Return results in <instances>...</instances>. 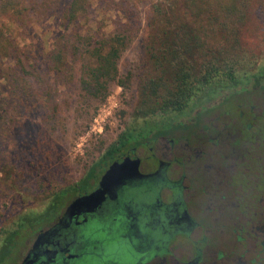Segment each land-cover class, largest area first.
I'll return each instance as SVG.
<instances>
[{"label":"flooded vegetation","instance_id":"flooded-vegetation-1","mask_svg":"<svg viewBox=\"0 0 264 264\" xmlns=\"http://www.w3.org/2000/svg\"><path fill=\"white\" fill-rule=\"evenodd\" d=\"M248 81L94 166L11 264H264V111L250 90L264 95V79ZM127 151L136 168L105 174ZM76 200L88 204L67 210Z\"/></svg>","mask_w":264,"mask_h":264},{"label":"rangeland","instance_id":"rangeland-1","mask_svg":"<svg viewBox=\"0 0 264 264\" xmlns=\"http://www.w3.org/2000/svg\"><path fill=\"white\" fill-rule=\"evenodd\" d=\"M68 1L59 0L57 12L39 22L28 21L26 17L22 24L2 25L9 43L0 39L4 46L0 50V243L23 208L38 209L52 191L74 186L131 122L141 126L145 121L150 127L159 119L157 115H142L149 109L140 108L138 86L140 78L152 72L145 47L147 35L153 32L148 26L151 7L163 0H127L138 22L117 62L118 79L124 84L111 81L101 101L85 96L80 88L81 60L69 58L71 69L67 74H55L43 60L52 41L62 33L58 14ZM117 1L88 0L87 15L79 20V30H112L117 25ZM209 1L210 12L219 16L215 25L225 21L228 27L234 26L238 42L232 45L222 36V28L209 36V41L217 45L220 53L225 50L226 57L234 59L226 60L238 75L237 84L242 83L243 73L249 77L248 84H256L250 77L264 70V0H248V13L242 21L233 16L221 17L224 13H220V4L229 0ZM204 16L202 13L201 17ZM17 57L23 67L34 68H20ZM224 89L210 99H217ZM250 90L254 107H262L264 111L262 92L258 88ZM138 173L127 180L133 178L134 183L138 182ZM27 221L28 218L20 220V224L27 225ZM13 248L0 249V264L14 261ZM6 253L9 258L4 259Z\"/></svg>","mask_w":264,"mask_h":264},{"label":"trees","instance_id":"trees-1","mask_svg":"<svg viewBox=\"0 0 264 264\" xmlns=\"http://www.w3.org/2000/svg\"><path fill=\"white\" fill-rule=\"evenodd\" d=\"M87 1L69 0L61 9L58 18L62 33L52 41V47L45 53L43 60L55 74L68 73L71 69L69 58L81 60L80 88L85 96L101 101L111 81L124 84L122 79H118L117 62L138 20L134 12H131V3L118 0L115 8L117 25L112 30L107 32L96 28L80 31L78 22L87 15ZM248 4V0H229L228 3L220 4V13H224L221 17L233 16L235 20L242 21L247 16ZM58 9L59 0H0V39L9 43V39L2 33L3 22L5 26L9 22L19 25L25 22L26 17L28 21L39 22L55 14ZM210 10L209 0H163L151 7L148 26L153 32L147 35L145 47L152 72L140 78L138 96L140 108L149 109L143 111L142 115H157L159 119L150 127L146 126L145 121L141 126L134 122L126 126L85 172L78 184H86L94 166L107 163L129 146L135 145L146 134L152 132V135H163L172 126L179 125L173 119L186 110L190 111V103L197 97L202 94L209 97L225 88L226 84H237L238 75L232 63L226 60L234 59L226 57L225 50L220 53L217 45L211 43L208 37L214 36L222 28V36L227 37L233 45L238 42V32L234 26L228 27L225 21L215 25L219 16H213ZM208 12L211 15L206 16ZM202 13H205L204 17H201ZM187 16H191V19ZM204 22L206 25H203ZM1 40L2 51L4 46ZM17 62L20 68H25L19 57ZM31 67L28 65L27 68ZM255 73L252 77L256 83L264 79V70ZM246 77L245 73L241 76L242 79ZM74 187L52 191L38 209L23 208L17 215L16 223L4 232L1 248L6 250L7 246H13L11 253L16 256L24 239L53 219L67 193ZM25 218H28L27 225L24 222L20 224V220ZM8 253L4 254V259L9 258Z\"/></svg>","mask_w":264,"mask_h":264},{"label":"water","instance_id":"water-1","mask_svg":"<svg viewBox=\"0 0 264 264\" xmlns=\"http://www.w3.org/2000/svg\"><path fill=\"white\" fill-rule=\"evenodd\" d=\"M129 153H131V151H127L126 153H124L123 155H121L119 158H117L116 160H114L109 167L105 170V174L108 173H112V172H116V171H120V173H122L121 178L124 177L123 175L125 174V170L128 171L130 169H134V167L136 168L137 164H138V159L137 158H133V159H129ZM104 178V176L102 177V179ZM87 202L91 201L89 200L88 197H86L85 199ZM86 201H81V200H76L73 201L67 208V210H71L74 202L76 204H80L82 203V205L88 204Z\"/></svg>","mask_w":264,"mask_h":264}]
</instances>
